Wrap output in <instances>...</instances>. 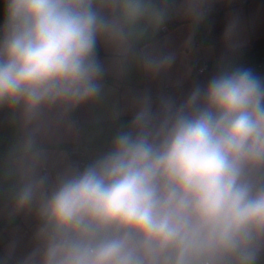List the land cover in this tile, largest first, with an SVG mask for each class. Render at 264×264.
<instances>
[{"label": "clouds", "instance_id": "1", "mask_svg": "<svg viewBox=\"0 0 264 264\" xmlns=\"http://www.w3.org/2000/svg\"><path fill=\"white\" fill-rule=\"evenodd\" d=\"M211 2L180 11L198 26ZM170 14L168 0H5L0 107H19L27 127L97 100L98 39L121 65L166 71L173 54L135 49ZM20 151L29 163L15 211L34 208L40 221L21 264H256L264 249V82L249 69H222L179 107L164 98L153 112L143 98L110 150L51 191L32 135Z\"/></svg>", "mask_w": 264, "mask_h": 264}, {"label": "crops", "instance_id": "2", "mask_svg": "<svg viewBox=\"0 0 264 264\" xmlns=\"http://www.w3.org/2000/svg\"><path fill=\"white\" fill-rule=\"evenodd\" d=\"M182 4L183 0H168L171 14L165 24L169 30L151 33L135 49L136 53L157 56L173 54L174 62L166 71L153 76L143 70L138 58L121 65L114 49L98 39L96 54L105 72L97 100L67 113L53 108L27 127L19 107H0V264H21L37 246L35 233L40 221L35 209L17 212L14 207L22 172L29 163L20 149L29 135L43 153L35 174L47 177L46 188L51 191L60 176L83 170L70 166L69 144L80 145L82 156L91 164L110 150L119 132L130 129L143 98H150L152 106L155 100L164 98L171 99L176 107L185 103L194 82L195 60L218 62L222 70L235 56H244L250 63L264 52V0H212L198 26L180 11ZM4 13L5 0H0V21H4ZM230 27L231 34L226 35ZM2 29L3 25L0 35ZM217 42L225 48L220 58ZM254 42L253 49L236 54V50L251 47ZM256 179L264 181V170ZM256 264H264V249Z\"/></svg>", "mask_w": 264, "mask_h": 264}, {"label": "trees", "instance_id": "3", "mask_svg": "<svg viewBox=\"0 0 264 264\" xmlns=\"http://www.w3.org/2000/svg\"><path fill=\"white\" fill-rule=\"evenodd\" d=\"M219 42H217V51H218V58H220L222 56V52H225V48L222 47L220 44H218ZM256 46V42H254L251 47H246L243 49H239L236 50V54L238 53H244L245 51L248 52L250 49H253ZM223 52V53H224ZM227 53H229V51H227ZM221 71V66L219 65L218 62L212 63V64H208L207 68L199 73V74H195L194 77V82H193V86L191 89L192 90L196 87V86H200L202 89L206 88L208 82L210 81V79L216 75H218ZM160 109V102L158 100H155L152 106V110L153 112H158ZM260 172V171H259ZM259 172L256 173V178L259 174Z\"/></svg>", "mask_w": 264, "mask_h": 264}, {"label": "built area", "instance_id": "4", "mask_svg": "<svg viewBox=\"0 0 264 264\" xmlns=\"http://www.w3.org/2000/svg\"><path fill=\"white\" fill-rule=\"evenodd\" d=\"M4 25V21H0V26ZM169 30V25L165 24L162 28V32ZM208 66V63L204 60L197 59L193 63L194 74H199L203 72ZM67 154L69 159V164L72 167L85 168L89 165V162L82 156V149L80 145L72 143L67 146Z\"/></svg>", "mask_w": 264, "mask_h": 264}, {"label": "rangeland", "instance_id": "5", "mask_svg": "<svg viewBox=\"0 0 264 264\" xmlns=\"http://www.w3.org/2000/svg\"><path fill=\"white\" fill-rule=\"evenodd\" d=\"M224 68H227L229 70L236 68L249 69L252 71L253 75H255L262 82H264V52L260 51L255 59L253 58L250 60V63H247L245 61L244 56L241 55L235 56V58L232 59L231 64L225 65L223 69Z\"/></svg>", "mask_w": 264, "mask_h": 264}]
</instances>
